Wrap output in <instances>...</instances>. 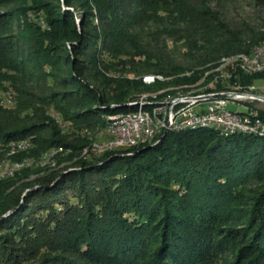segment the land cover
<instances>
[{
  "label": "trees",
  "instance_id": "obj_1",
  "mask_svg": "<svg viewBox=\"0 0 264 264\" xmlns=\"http://www.w3.org/2000/svg\"><path fill=\"white\" fill-rule=\"evenodd\" d=\"M26 2L31 6L26 10L36 5V9L42 8L48 27V31L38 25L33 29L34 42L40 49L33 61L50 69L61 67L63 71L53 85L64 90L52 96L51 104L59 96L76 97L78 108H85L74 113V121L87 125L93 122L101 128L106 124L104 117L136 111L135 102L111 103L98 90L77 79L75 74L86 71L78 57H86L92 50L94 59L97 50L90 41L95 36L78 29L72 12L63 11L56 4L59 0ZM3 3L5 0H0V5ZM72 3L73 0H63L66 6L71 7ZM130 3L139 4L137 0ZM149 3L171 4L175 8L173 12L164 10L169 22L173 21L172 15H180L193 28L179 37L175 31L166 33L183 43L187 52L182 56L192 64H179L160 50L148 51L149 46L144 47L140 42L127 56L143 57L151 73L162 74L166 81L174 75L191 72L189 77H176L175 84L196 81L197 75L208 69L204 66L213 62L220 52L209 47L214 37L229 38L228 42L219 43L226 56L248 53L264 38V30L250 27L236 34L224 32L221 26L216 28L209 18L214 16L208 10L196 11L191 6L192 0H150ZM145 5L141 3L140 7ZM198 5L204 7L205 3ZM108 10L115 11L112 3ZM155 12L142 10L138 19L159 22L161 19ZM127 13L111 21L118 30L112 36L116 41L125 37L132 41L126 29L133 31L139 25L130 24L137 17ZM80 16L85 25L94 14L90 9L82 11ZM4 45L7 52L13 49L8 48L13 44ZM102 51L116 60L123 49L106 46L99 53ZM5 64L10 71L18 72L17 63L11 60ZM112 65L103 64L104 75L116 71ZM210 76L201 89L205 92L209 86L221 83L216 75ZM208 77L206 73L204 79ZM260 78L264 79V73L243 75L241 83ZM238 114L254 117L251 113ZM256 117L264 122V113ZM46 119L42 115L38 122L12 127L0 123V159L5 156L3 148L8 145L12 148L27 138L35 146L30 158L60 145L77 149L56 138H38L37 134L49 127ZM14 150L18 149L14 147ZM93 152L67 168L38 175L32 181L24 180L37 172L33 165L0 181V264H202L204 255L225 249L230 241L236 243V250L229 264H264V133L238 130L229 133L196 125L162 132L137 146ZM24 157L28 156L9 155L6 161L19 163ZM247 181H256L257 187L241 213L242 228L221 231L215 223L227 214L228 207L224 205L233 201V191ZM39 253L42 258L35 262Z\"/></svg>",
  "mask_w": 264,
  "mask_h": 264
},
{
  "label": "rangeland",
  "instance_id": "obj_2",
  "mask_svg": "<svg viewBox=\"0 0 264 264\" xmlns=\"http://www.w3.org/2000/svg\"><path fill=\"white\" fill-rule=\"evenodd\" d=\"M26 1L5 0V3L0 5V55L4 56H0V123L7 127H12L17 124L38 122L41 120L42 115H45L49 127L39 132L37 137L56 138L66 144L73 145L77 149L60 145L47 149L42 153L38 152L37 157L30 158L32 152L35 150V146L29 138L23 140L27 144L21 150L12 151L14 146L11 148L8 145V147L3 148L5 150L4 158L0 159V181L33 165L32 168L36 169L39 173H32L29 178L24 180L32 181L38 175H45L71 166L78 159L86 157L90 152L95 151L98 154L103 152L104 146H97H102L103 143H107L110 135H108L105 129L109 128L110 124H113L115 117L119 120L118 117L124 116L119 114L102 118L106 124L104 128H101L98 125L95 126L93 122L87 125L74 121V113L81 112L85 108V106L78 108L77 104L79 102L76 97L71 96L65 98V96H59L51 104L54 98L52 96L56 93L60 94L64 90L61 87L53 85L55 78L62 77L63 71L61 67L50 69L48 66L37 65V61H33L35 60L34 54L40 50L34 42L35 35L33 34V29L35 27L37 28L38 25L41 30L48 31V27L44 20V13L41 11L42 8L36 9L38 6L36 5L34 9L29 8L26 10V7H31L29 5L30 3ZM137 1L139 4L134 3L132 5L130 0H73L71 7L64 5L63 0H59V3H56L60 5L63 11H70L74 14L79 30L87 31L95 36L94 38H90V41L92 44H95L97 55L93 59V52L91 50L88 51V56L78 57L82 60L83 65L86 66V71L79 75L75 74L77 79L82 80L83 85L98 90L111 103L113 101L125 104L135 102L138 109L140 108L139 104L142 99H146L144 102L154 105L164 98H175V95L176 97L181 94L191 95L192 92L191 96H194L199 94V92L201 93V89H204L207 84L204 82H207L211 78V68H214L217 62L226 57L227 53L220 49L219 43L227 41L229 38H213L214 43L209 47L216 48L220 52L215 55L213 62L204 66L208 69L203 70V75H197L198 80L175 84L176 77L190 76L191 72H185L184 75L170 77L168 81L166 79L155 80L154 84L145 85L143 82L144 78L157 76L156 74L159 73H151L148 67L149 63L145 64L143 57L129 58L127 55L131 52L132 47L136 43H141L144 47L149 46L148 51L156 52V50H160L179 64L189 66L192 62L182 56L183 53L187 52V48L183 47L182 42H176L173 40V37L166 36V33L175 31L176 37H179L184 36L183 32L187 31L189 33L193 28L180 15H172L173 21L169 22V15L164 13V10L173 12L175 8L171 4L165 3L163 6L160 4L153 5L149 3L150 0ZM52 2L55 3L54 1ZM199 2H204L205 6L198 5ZM111 3L115 7V11L108 10ZM141 3L146 5L140 7ZM191 6L198 12L208 10L214 16V18L209 16L210 20H212V25H215L216 28L221 26L224 28V32L228 30L230 34L246 32L247 27L255 31L264 30V0H192ZM118 7L119 11H117ZM147 8L149 11H156L154 15L158 16L161 20L156 22L155 20L144 21L145 19L143 18L138 19L141 16L138 13H142V10ZM90 9H92L94 17L92 20H86L85 25H83V20L80 16L81 12ZM185 9L186 7L183 8V10ZM123 12H128L137 17L134 19L135 21L131 20L130 24L139 23L133 31H128L129 27L126 29L132 41L127 40L126 37L125 39L116 41L113 39L115 37H112L117 34L118 30L115 28L116 24H113L111 21L115 16H119ZM242 39L245 42L248 41L246 36H243ZM263 40L264 38L259 43ZM6 43L13 44L12 47L8 46V48H13L9 49V52H7L8 49L4 45ZM106 46L108 48L121 46L123 52L118 53L117 59L114 60L110 58L108 52L102 51L99 53ZM67 47L71 50L69 44H67ZM11 60L19 65L18 72L10 71L5 67V62ZM119 62H123V64L121 65ZM98 63L101 64L98 65ZM103 64L107 66L108 64H117V66L112 65L116 71L111 75H104L106 72L103 69ZM202 68L199 69L202 70ZM206 73H209V77L204 79ZM164 77L167 78V76ZM203 79L204 81L202 83ZM108 81L110 83H107ZM252 84L256 88V94L264 95L263 78L255 79ZM222 87L223 84L219 83L215 86L211 85L206 89L209 93L221 94L219 88ZM215 89L219 91H215ZM154 95L157 96L155 99L153 98L155 97ZM147 96H151V99ZM72 98L74 100L72 102L74 103H71ZM91 106L94 105L91 104ZM144 109L151 108L146 106ZM227 109L236 113H251L256 115L264 113V103L227 100ZM9 155L13 157L20 155L28 157H24L19 163L12 164L10 160L6 161ZM256 187V181H247L233 191L232 196L234 199L231 197L233 201L227 202L224 205V207H228L227 214L215 223L216 226L221 228V231L242 228L243 219L241 213L247 208L252 191ZM235 250L236 243L230 241L225 249L217 252L211 251L204 255L202 257V264H229L234 258L233 254ZM35 258V262H39L42 254L39 253Z\"/></svg>",
  "mask_w": 264,
  "mask_h": 264
},
{
  "label": "bare ground",
  "instance_id": "obj_3",
  "mask_svg": "<svg viewBox=\"0 0 264 264\" xmlns=\"http://www.w3.org/2000/svg\"><path fill=\"white\" fill-rule=\"evenodd\" d=\"M256 49H264V41L254 46L248 53H240V54H235V55L226 56L222 58L217 63L216 67L210 72L211 75H216V79L223 84L225 83L226 80L230 82V79H233L234 80L233 82H236V73L228 69V67H232L234 65H240L241 67H244V72H243L244 76L249 77L255 74L264 73V68H251L250 60L248 58H245V56L249 55L252 51H256ZM207 75H209V73H207ZM162 79H163L162 76L157 75V76L146 77L144 78L143 82L145 85L146 84L151 85V84H154L155 80H162ZM213 94L214 92L209 93V92H205V90H201V93L199 92V94H196V95L193 94L194 96H191L192 92H191V95L181 94V95H178V97H176L175 95V98H164L162 101L155 103L154 105L149 104L151 105L149 106V108L151 109H144V107L146 106H142L143 103H147V102H144V100L146 99L140 100L141 101L139 104L140 108L139 109L137 108L138 113L151 114L150 133L144 136L142 135L141 132H134L133 135H124L122 138H115L114 141H111V143H108V140H107V143L103 147L104 149L102 151L104 152L105 149L106 151H108L107 149L110 150V148H112L111 150H115L118 148L133 147V146H137L140 144L148 143L149 141L153 140L155 136L159 135L162 132H166V126H169V117H171V110H166L168 105H177V104L189 105L190 102H193L194 100L206 99L208 96H212ZM156 97L157 96L153 98L155 99ZM149 98L147 99L149 100ZM160 110H164V114H161ZM228 115L231 117H236V118H244L245 120H247V122H250V123L264 125V122L259 120L258 117H256V115H254V117L239 115L238 113H233L229 110H228ZM120 117H118L119 120H117L116 117L114 118L115 120L113 119L114 120L113 124L112 125L110 124L109 128H107L108 134H111V131H121L122 129H127V127H130L131 130H138V121L136 120L135 117H130L129 115H124ZM196 125H200V127L201 126L215 127L216 129L218 128V129L226 131L223 127H221V125H217L215 123H206V122H197V123H191V124H172L170 125L167 131L180 130V129H184L188 127H193ZM231 132H235V131H231ZM243 132H249L251 134L252 133H259V134L264 133V131L262 130H251V131H243ZM26 144L27 142H21L17 145H12V147L14 146L15 148L21 150L22 148H25Z\"/></svg>",
  "mask_w": 264,
  "mask_h": 264
},
{
  "label": "built area",
  "instance_id": "obj_4",
  "mask_svg": "<svg viewBox=\"0 0 264 264\" xmlns=\"http://www.w3.org/2000/svg\"><path fill=\"white\" fill-rule=\"evenodd\" d=\"M250 60L251 68H264V49H256L249 55L245 56ZM230 71L236 73V82L223 83L221 94L228 97L226 99H200L190 102L189 105H168L166 110H171L169 117V126H166V131L172 124H191L197 122L215 123L221 125L226 131H251L262 130L264 125L247 122L244 118H236L228 115L227 100L235 102H259L264 103V95L256 94V88L252 83L242 84L244 67L234 65L228 67ZM229 89V90H227ZM217 95L213 94L212 96ZM142 106H151L149 103H143ZM159 110V109H158ZM164 114V110H160ZM122 115L135 117L138 121V130H131L130 127L121 131H111L108 138V143L114 141L115 138H122L124 135H133L134 132H141L146 136L150 133V116L151 114L138 113V109L133 112H128ZM106 143H103V147Z\"/></svg>",
  "mask_w": 264,
  "mask_h": 264
},
{
  "label": "water",
  "instance_id": "obj_5",
  "mask_svg": "<svg viewBox=\"0 0 264 264\" xmlns=\"http://www.w3.org/2000/svg\"><path fill=\"white\" fill-rule=\"evenodd\" d=\"M228 96L225 94H217L214 96H208L206 99H226ZM166 133V132H165Z\"/></svg>",
  "mask_w": 264,
  "mask_h": 264
}]
</instances>
